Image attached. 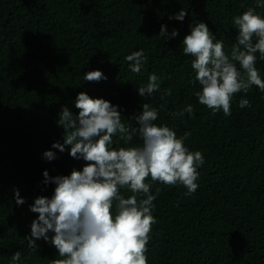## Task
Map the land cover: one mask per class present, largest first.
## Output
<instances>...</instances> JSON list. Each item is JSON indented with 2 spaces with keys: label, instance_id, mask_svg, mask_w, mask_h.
Listing matches in <instances>:
<instances>
[{
  "label": "trees",
  "instance_id": "1",
  "mask_svg": "<svg viewBox=\"0 0 264 264\" xmlns=\"http://www.w3.org/2000/svg\"><path fill=\"white\" fill-rule=\"evenodd\" d=\"M257 0H0V264H52L58 250L43 238L29 248L30 207L51 199L56 185L49 177L82 171L86 161L53 144L64 143L58 121L67 107L74 117L80 93L118 107L121 122L132 134L127 144L113 137V149L142 146L136 117L143 105L158 110V126H168L190 152L199 151L198 188L150 184L156 195L148 264H264V92L253 85L233 96L231 115L213 114L200 105L201 91L194 57L183 52V40L197 23H205L215 41L230 53L239 32L233 21L249 8L264 18ZM181 10L183 21L170 19ZM162 26L166 34L161 35ZM173 31L178 35L172 37ZM255 38L253 43H255ZM143 50L146 63L132 73L126 57ZM255 67L264 80V60ZM237 68L240 66L237 63ZM101 71L106 79L84 76ZM155 73L160 90L141 96ZM171 95L161 100L165 91ZM241 99L250 107L240 108ZM164 105V107H161ZM192 105L193 113H172ZM52 151L49 161L44 153ZM23 199L17 204L16 192ZM128 198L133 193L120 189ZM140 198V197H138ZM116 213L115 207L112 209ZM51 238L54 233H49Z\"/></svg>",
  "mask_w": 264,
  "mask_h": 264
},
{
  "label": "clouds",
  "instance_id": "2",
  "mask_svg": "<svg viewBox=\"0 0 264 264\" xmlns=\"http://www.w3.org/2000/svg\"><path fill=\"white\" fill-rule=\"evenodd\" d=\"M256 7L264 8V0H257ZM187 11L181 10L174 17L183 21ZM238 29L236 43L230 53L224 51L223 41H215L205 23H197L191 34L183 40V52L194 57L192 68L201 91L195 93L200 105L216 114L223 111L231 115L233 96L241 91L247 93L253 86L264 92V80L255 67L256 53L264 60V18L249 8L233 21ZM166 34L162 26L161 35ZM178 35L173 31L172 37ZM255 38L256 42L253 43ZM126 61L132 73L139 74L147 58L143 50L128 55ZM237 63L240 68H237ZM106 79L101 71H91L84 76L88 82ZM155 73L148 78L145 87L139 88L141 96H151L160 90ZM171 90L161 96L164 100ZM74 117L67 107L63 108L59 126L64 129V143L53 144V148L64 152L70 147L73 158H82L86 166L82 171L74 170L70 176L49 177L44 172L45 183L56 185L51 199L40 197L30 207L38 219L31 224L28 246L36 250V240L43 238L59 253L52 264H148L146 245L149 242L156 195L151 194L150 184L159 181L168 186L183 185L194 193L198 184L197 168L204 164L201 152H190L184 140L178 138L168 126H158V110L145 103L142 115L136 117L142 146L113 149V137L127 144L132 134L121 122L118 107L104 99H92L85 93L77 97ZM164 107V105H161ZM240 108L250 107L247 99H241ZM192 105L172 113L174 118L193 113ZM47 160L55 159L52 151L44 153ZM126 188L133 195L125 198L120 189ZM17 204L25 201L16 192ZM140 197V198H138ZM113 207L116 213L113 214ZM54 235L49 238V233ZM21 259L16 252L13 264Z\"/></svg>",
  "mask_w": 264,
  "mask_h": 264
}]
</instances>
